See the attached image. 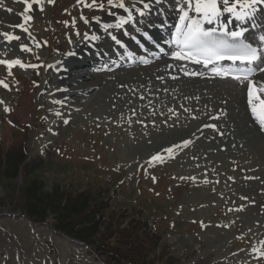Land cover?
<instances>
[{"label": "rangeland", "instance_id": "rangeland-1", "mask_svg": "<svg viewBox=\"0 0 264 264\" xmlns=\"http://www.w3.org/2000/svg\"><path fill=\"white\" fill-rule=\"evenodd\" d=\"M21 1L0 0V33L20 37L9 41L0 35V60L24 65L0 64V264H259L255 259L264 257V249L256 248L264 246V172L257 169L259 160L251 165L242 151L234 150L242 142L240 125L212 114L187 116L195 102L182 98L173 107L175 119L168 121L175 130L151 112L147 118L157 129V151L149 153L148 146L135 153L131 144L143 143L129 134L117 108L129 106L121 89L155 84L152 78L144 83L146 68L120 74L125 84L118 78L115 85L96 87V95L86 100L54 102L61 82L48 64L91 32L94 13L111 8L107 0H42L41 12L30 15L25 8L34 9ZM163 2L160 10L168 13L165 5L184 0ZM43 22L39 42L27 26ZM125 29L133 35L131 27ZM22 44L30 51L22 52ZM76 68L93 73L86 60ZM179 76L176 84H183L184 73ZM174 84V94L198 90L199 101L208 106L223 97L209 102V87L185 84L177 91ZM159 97L155 99L162 107L165 100ZM181 118L189 127L178 131ZM212 124L215 128L206 127ZM168 146L174 152L157 154ZM156 155L161 159L152 161ZM26 171H32V181L40 186L24 188ZM66 188L74 195L86 192L95 202L66 207L44 199L56 190L66 196ZM54 215L61 225L57 229Z\"/></svg>", "mask_w": 264, "mask_h": 264}, {"label": "bare ground", "instance_id": "bare-ground-1", "mask_svg": "<svg viewBox=\"0 0 264 264\" xmlns=\"http://www.w3.org/2000/svg\"><path fill=\"white\" fill-rule=\"evenodd\" d=\"M24 1H25L24 3L28 7L29 5H31L30 8L32 10L34 9V11L25 12L26 14L30 15L36 11L41 12L40 9L43 8V5H41V8H40V3L42 2V0H24ZM144 2H149V0H144ZM1 3H4V2L2 1ZM124 3H125V6L132 12L131 19H128L127 13H125L123 10L118 9V8H115V9L109 8V10L105 13H101V14L98 13L99 15L97 14L95 15L94 13L92 20H91L92 24L89 27L91 29V32L84 33V35L82 34L83 37L81 36L80 40H78L80 43H78V41L75 40L76 43L75 44L71 43L72 47H70V49H66V51H64L62 54L56 57L51 63H49L50 65L48 64L49 68H53L54 71L59 72L57 76L60 77L61 85L59 87H61V89L58 88L59 91H58V96L56 97V100L64 102L65 105H67L66 103L69 100L71 102L79 101L80 97L82 96L84 97L83 99L86 100L89 97H94L96 95L97 92L93 93V90H95L96 87H99V89L100 87L104 89L106 87H109V85H115V82L119 78L120 74H122L121 76H123V74L130 72L131 70H134L136 68H143V69L146 68V76L144 78L146 82L144 83L150 84L149 79L152 78V80H154L153 83L155 84L154 85L150 84V87H147V88L143 87L144 85L143 84L140 89H134L131 91H127V89H124V88L121 89L124 91V92L123 91L121 92L127 94L125 95V98L129 102V106L125 109L117 108L118 112L121 114L122 118L124 119V121H122V118H121L122 123L130 129L129 134H131V136L134 139L140 138L143 143V146H139V143H137L136 146L131 144L132 150L136 148L134 150L135 153H138L139 149L144 150V148L146 147L148 148V146L150 147L148 150L149 153L153 154L154 152L157 151L155 149V142L158 139L157 129L155 125L152 123V121L147 118V117H150L151 112H154V114H156L158 119L164 120V123L168 124V121L170 119H175L174 118L175 115L172 112L173 107H175L182 98L184 99L191 98L190 100H194L195 103H193L194 105L191 104V107L188 106L190 108L187 109L186 111L187 116L191 117V116H198V115L203 116V115L212 114V115L225 117L227 118V120L230 119L240 125L239 127H241L240 132L242 134V142L238 146L239 150L236 149L237 148L236 145H234L235 146L234 150L236 151V153L237 151L239 152L242 151L244 153L243 159H246V161L244 162L250 161L251 165H254V162L256 160H259L260 164H259V167H257V169L260 170L259 172L260 174H262V172H264V129H262L259 122L253 118L251 111L247 107V87L246 85L240 84L238 81H235L230 78H226V77L222 78V77L215 76L214 74L209 73L208 70L205 69L201 65L197 66L188 61H176L171 57V52L169 50L168 52L164 51V53L159 52V49L156 47V44L158 42L160 46L162 47L168 46V45H165L163 42L171 39L170 33L173 31L174 25L178 21V18H179L178 9L180 8V6L178 5H175L173 7L169 6L173 12L164 14L161 12L160 7H159L162 5L161 0L160 2H154V0H152L151 7L146 10L142 8L141 0H124ZM230 3H232V0H230ZM6 7L7 5H5L4 8L2 9H6ZM183 7H186V4ZM137 8H140L143 11L142 15L136 11ZM237 11H239V7L237 8ZM189 15L190 16L195 15V13L190 12ZM142 16L154 21V26H150L152 23L150 21H146L142 19L141 18ZM121 17H124V19L127 22L125 24H122L121 27L118 29L115 27V25L120 21ZM26 19L28 20V18ZM225 19H229L232 22H241L243 26L247 27L246 29L248 31L254 32V36L248 35L245 37V42L251 44L255 48L264 49V44H261L259 42V37L264 35V2L258 3L256 5V12L254 14V18L251 20L237 21L234 19V17L231 14H228V13H225L224 16L221 17V20H225ZM136 20L143 22V28L142 30L138 31L137 28L135 27L134 30H136V32L134 33V35H131L129 34V32L125 30V28H123V26L126 27L128 25H132L133 21H136ZM105 25H111V27L107 28L105 27ZM43 26H44V22L43 24L37 23L35 25L27 26L28 32L30 34H34L33 36H35V38L39 42H40L39 36L44 31ZM94 26L96 27L94 28ZM167 27L171 28L169 35H167ZM145 33L148 34L147 37L144 35ZM113 35H115L120 40L121 42L120 44H116L114 42V40L111 38ZM94 36L97 38L92 39V37ZM144 38L148 40V46L142 45V41L144 40ZM27 44L30 45V43H27ZM136 46L138 47L137 50L131 49L132 47H136ZM139 51L143 52V55L141 56V58L146 57L148 60V62H146L144 65H141V66H138L137 63L134 64L140 59V56H138ZM101 54L105 55L104 60H102ZM166 54L170 56V59L163 58ZM153 55H156V57H154ZM86 57L88 59H93L91 61V65H92V69L95 70L96 73H91V74L88 72L79 73L76 71L77 68H75V66L78 63H80L83 59H85ZM94 60L99 61L100 64L94 63ZM125 60H127L128 62H125ZM152 61L153 62L155 61V63L152 64L151 63ZM124 63H127V64H124ZM120 64H122V67H117V66H121ZM110 65H115L117 69H115L112 72L106 71V67ZM153 66L158 67L157 70H153L155 69V67ZM181 66H183L189 72L198 71L201 74L198 76H185L184 75V77H182L184 79V81L182 82L184 83L180 84L178 82L180 85L176 84L177 77L180 74L184 73L183 71L180 70ZM138 73L139 72H137L136 74ZM124 78L125 77H121L118 80H120V82H123ZM251 78L255 81H264V73L258 71ZM90 79H93V81L87 83V81H90ZM124 81L126 83V80ZM187 81L188 83L186 84ZM191 83H196V84H191ZM103 84L105 85L102 86ZM172 84L178 85L177 87L174 86L176 87L175 89H177V91H181L180 87L185 84L187 87H193V88L199 87L200 85L203 88L209 87V91L211 94L210 98L209 97L207 98L209 102L211 101L212 98L214 100L221 95H223V97H220V99L218 100L220 103L215 102L213 106H208L207 104L201 103L199 101V94L195 92L198 90H192L193 92L191 95L180 96L179 95L180 93L174 94ZM197 84L199 86H196ZM138 86L135 85V87H138ZM215 86L220 87V89L218 90L214 88ZM222 86H226V88ZM60 91L62 92L61 97H60V94H61ZM221 91L222 92L227 91L228 95L227 96L224 95L226 92H224V94H221ZM238 91H240V94L235 95V93ZM157 94L160 95L159 97L160 99L165 100V102H161V104L164 105L162 107L158 105L159 102L157 103V99H155ZM260 95H261V98L264 99V93H260ZM229 96L230 98H228ZM48 98L54 99V97H50V96H48ZM153 103L155 105L154 110L153 111H151V109L148 110L147 107H149V105L151 106ZM212 108H215L216 110H213ZM227 109L232 110L231 115L228 114ZM237 118H239L240 120H238ZM176 119H178V116ZM182 121H184V124L182 126L179 124L181 127H179L178 131H180L181 129H185L186 127H189L187 126L188 122L186 119H182ZM217 121L218 120H216V122ZM220 123H221V120H220ZM194 124H196V121ZM145 127L147 128V130L143 129ZM168 127L170 128V130L174 129V127H171V124H168ZM195 129L193 131H196ZM195 133L197 134V132ZM200 133H202V131ZM190 135H192V133ZM208 137L210 136L208 135ZM147 140H151V145L152 146L154 145V146L152 147L151 145H148ZM232 143L233 141L231 142V144ZM231 144L230 146H232ZM248 145H249V148L246 149V146ZM169 147L170 146L163 148L157 154H160L161 152L167 153L166 149H168ZM230 156L228 155V157ZM239 161H242V160H239ZM189 164L191 165L190 162ZM254 191H257V189ZM256 262L259 264L264 263V257L256 259Z\"/></svg>", "mask_w": 264, "mask_h": 264}, {"label": "snow or ice", "instance_id": "snow-or-ice-1", "mask_svg": "<svg viewBox=\"0 0 264 264\" xmlns=\"http://www.w3.org/2000/svg\"><path fill=\"white\" fill-rule=\"evenodd\" d=\"M141 2L143 9L146 10L151 7L152 0H149V2L141 0ZM154 2H160V0H154ZM261 2H264V0H232V3H230V0H184L186 7L178 9L179 18L174 25L175 31L170 33L171 39L163 43L169 46L171 57L176 61H188L194 65H202L205 69L211 65V72L215 76L222 78L231 76L233 80L238 81L240 84L247 82V107L253 118L264 129V99L260 95V93H264V81H255L251 78L257 70L264 73V67H256L258 61L264 63V49H258L246 43L245 30L242 28L236 31H225L227 23H231V20H228L227 23L221 21V17L225 13L231 14L237 21L251 20L254 18L256 5ZM107 3L111 8H118L127 13L128 19L132 18V12L125 6L124 0H107ZM99 7L103 8V5L101 4ZM238 7L239 11H237ZM27 11L28 9L25 8V12ZM136 11L141 15L143 14L140 8H137ZM190 12L195 13V15L190 16ZM28 19H31V17H28ZM126 22L124 17H121L115 27L119 29ZM213 24L220 26L221 35H217L215 27H204ZM18 27H21L25 32L27 31L23 28V25H18ZM105 27L110 28L111 25H105ZM0 35L5 36L9 41L20 39L19 36L14 37L3 33H0ZM144 35L148 36L147 33ZM96 38L95 36L92 37V39ZM111 38L116 44L121 43L115 35ZM259 42L264 44V35L259 37ZM156 47L160 53H164V47L160 46L158 42ZM21 51L27 52L30 49L22 44ZM223 61L231 62V65H236L239 62L245 67H225L221 63ZM0 64L24 67L20 60H0ZM180 70L184 72L185 76H198L201 74L198 71L189 72L183 66ZM0 84H3V81H0ZM4 87H7V84H4ZM5 111H8V109L5 108ZM64 122L67 123L68 121L65 120ZM206 127L215 128V125H206ZM187 143V141H184L183 146L186 147ZM166 151L171 153L173 149L168 148ZM160 159L159 155L152 157V161ZM229 179H232V177H229Z\"/></svg>", "mask_w": 264, "mask_h": 264}, {"label": "trees", "instance_id": "trees-1", "mask_svg": "<svg viewBox=\"0 0 264 264\" xmlns=\"http://www.w3.org/2000/svg\"><path fill=\"white\" fill-rule=\"evenodd\" d=\"M31 173H32V171H26V173H25V175L23 177V179H24V181H23L24 188L30 187L32 185V183H35V185H39L40 184L38 181H32L33 179L30 176ZM97 198L98 197H96V199ZM44 199L45 200H49L52 203L57 202L58 204H62L63 206H66V207L69 204L81 205L80 201H83L84 204H86V201L88 203L89 202H95V198H92V196H90L89 194H87L85 192L76 194L74 196H71L70 194L65 196L64 194H59L58 190H56V192L52 193L51 195L47 194L46 196H44ZM46 207L50 208L49 204Z\"/></svg>", "mask_w": 264, "mask_h": 264}]
</instances>
